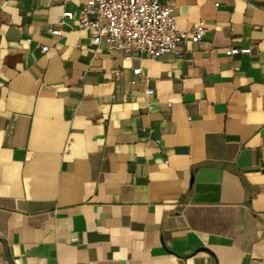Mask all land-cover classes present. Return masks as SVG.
<instances>
[{"label":"crops","instance_id":"0c3cea01","mask_svg":"<svg viewBox=\"0 0 264 264\" xmlns=\"http://www.w3.org/2000/svg\"><path fill=\"white\" fill-rule=\"evenodd\" d=\"M161 1L204 36L127 59L0 0V264H264V0Z\"/></svg>","mask_w":264,"mask_h":264},{"label":"built area","instance_id":"2783aa9c","mask_svg":"<svg viewBox=\"0 0 264 264\" xmlns=\"http://www.w3.org/2000/svg\"><path fill=\"white\" fill-rule=\"evenodd\" d=\"M65 18L72 19L74 14L65 12L59 18V25ZM77 22L80 30L90 34L91 46H104L110 52L123 50L127 59L132 52L152 59L166 53L177 56L185 37L197 42L206 31L200 25L189 31L178 30L174 7L161 0H82ZM52 34L61 36V30L54 29ZM47 49L46 46L42 48L43 51ZM249 53V48L233 47L226 51L227 56ZM134 73L140 74L141 69L136 68ZM152 92L148 90L147 95Z\"/></svg>","mask_w":264,"mask_h":264}]
</instances>
